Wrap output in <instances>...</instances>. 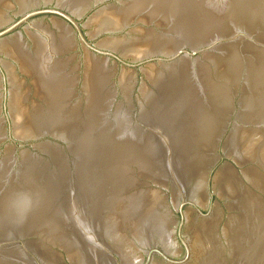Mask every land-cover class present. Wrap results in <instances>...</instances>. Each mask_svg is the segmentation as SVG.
<instances>
[{
    "label": "water",
    "instance_id": "1",
    "mask_svg": "<svg viewBox=\"0 0 264 264\" xmlns=\"http://www.w3.org/2000/svg\"><path fill=\"white\" fill-rule=\"evenodd\" d=\"M0 264H264V0H0Z\"/></svg>",
    "mask_w": 264,
    "mask_h": 264
}]
</instances>
